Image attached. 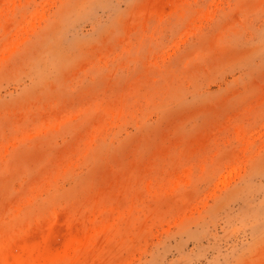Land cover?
<instances>
[{"label":"rangeland","instance_id":"1","mask_svg":"<svg viewBox=\"0 0 264 264\" xmlns=\"http://www.w3.org/2000/svg\"><path fill=\"white\" fill-rule=\"evenodd\" d=\"M0 264H264V0H0Z\"/></svg>","mask_w":264,"mask_h":264}]
</instances>
